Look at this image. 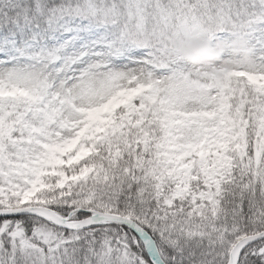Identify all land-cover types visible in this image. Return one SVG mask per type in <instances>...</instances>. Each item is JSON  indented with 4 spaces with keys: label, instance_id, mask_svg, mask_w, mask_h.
Instances as JSON below:
<instances>
[{
    "label": "snow or ice",
    "instance_id": "snow-or-ice-1",
    "mask_svg": "<svg viewBox=\"0 0 264 264\" xmlns=\"http://www.w3.org/2000/svg\"><path fill=\"white\" fill-rule=\"evenodd\" d=\"M0 264H264V0H0Z\"/></svg>",
    "mask_w": 264,
    "mask_h": 264
},
{
    "label": "clouds",
    "instance_id": "clouds-1",
    "mask_svg": "<svg viewBox=\"0 0 264 264\" xmlns=\"http://www.w3.org/2000/svg\"><path fill=\"white\" fill-rule=\"evenodd\" d=\"M246 38L237 35L230 44L233 56L243 55L249 58L245 52ZM226 45L223 41L217 40L215 44L207 39L180 38L175 42V49L178 54L189 64L199 66H213L220 64L223 67H230L227 57L223 55Z\"/></svg>",
    "mask_w": 264,
    "mask_h": 264
}]
</instances>
